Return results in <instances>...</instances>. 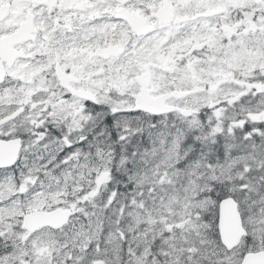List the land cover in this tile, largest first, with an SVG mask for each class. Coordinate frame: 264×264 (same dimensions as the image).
Wrapping results in <instances>:
<instances>
[{"label": "snow or ice", "instance_id": "1", "mask_svg": "<svg viewBox=\"0 0 264 264\" xmlns=\"http://www.w3.org/2000/svg\"><path fill=\"white\" fill-rule=\"evenodd\" d=\"M0 264H264V0H0Z\"/></svg>", "mask_w": 264, "mask_h": 264}]
</instances>
